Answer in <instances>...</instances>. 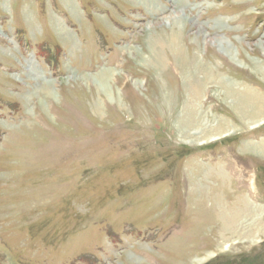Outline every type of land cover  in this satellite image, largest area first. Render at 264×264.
<instances>
[{
  "label": "rangeland",
  "instance_id": "obj_1",
  "mask_svg": "<svg viewBox=\"0 0 264 264\" xmlns=\"http://www.w3.org/2000/svg\"><path fill=\"white\" fill-rule=\"evenodd\" d=\"M230 88L264 95V0H0V264H264ZM193 97L232 126L186 138Z\"/></svg>",
  "mask_w": 264,
  "mask_h": 264
},
{
  "label": "bare ground",
  "instance_id": "obj_2",
  "mask_svg": "<svg viewBox=\"0 0 264 264\" xmlns=\"http://www.w3.org/2000/svg\"><path fill=\"white\" fill-rule=\"evenodd\" d=\"M102 79L103 80L105 79L104 74H101V80ZM198 88H196V91L198 90ZM227 95L229 96L233 95L234 97H236V102H237L236 109L241 115H243V117L246 120H248V123L250 125L252 126L257 125L258 123H261L264 120V117H263L264 114L261 112L262 111L261 109H264V95L263 94H261L260 92H256L254 90H246L245 93L244 92L240 93L239 91H235L232 88H230L227 91ZM201 99L202 98L199 99L197 97L196 98L193 97L192 104L186 106L185 115L182 117L180 121L181 125L183 126L182 127L183 134L186 138H191L195 134H198V135L202 134L200 136L205 139L208 137L210 138L217 137L218 135H220L218 134L219 130H221V133H222L225 131L226 126H229V127L232 126L230 122H228V120L223 119V118H221V121H219L217 126L215 125L216 127L215 126L213 127V125H210V123L205 119L206 116L201 115V114H204ZM198 104L200 105V107ZM258 116L261 117L260 120ZM213 131H215L216 133L213 134L212 133ZM219 174L221 175V172ZM246 203L250 204L248 201H246ZM248 206L249 205H247V207ZM212 255L213 254L210 253L208 256H212ZM204 260H205L204 258H201V259L199 258L198 262H203Z\"/></svg>",
  "mask_w": 264,
  "mask_h": 264
},
{
  "label": "trees",
  "instance_id": "obj_3",
  "mask_svg": "<svg viewBox=\"0 0 264 264\" xmlns=\"http://www.w3.org/2000/svg\"><path fill=\"white\" fill-rule=\"evenodd\" d=\"M254 260L251 257H242L241 260L238 261V264H253ZM236 264V263H232Z\"/></svg>",
  "mask_w": 264,
  "mask_h": 264
},
{
  "label": "crops",
  "instance_id": "obj_4",
  "mask_svg": "<svg viewBox=\"0 0 264 264\" xmlns=\"http://www.w3.org/2000/svg\"><path fill=\"white\" fill-rule=\"evenodd\" d=\"M220 172V171H219Z\"/></svg>",
  "mask_w": 264,
  "mask_h": 264
}]
</instances>
